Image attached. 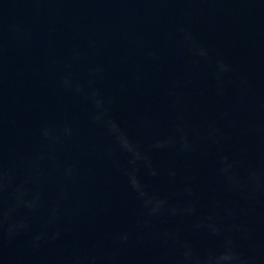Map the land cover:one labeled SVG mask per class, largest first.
Returning <instances> with one entry per match:
<instances>
[{"label":"water","instance_id":"1","mask_svg":"<svg viewBox=\"0 0 264 264\" xmlns=\"http://www.w3.org/2000/svg\"><path fill=\"white\" fill-rule=\"evenodd\" d=\"M0 264H264V0H0Z\"/></svg>","mask_w":264,"mask_h":264}]
</instances>
